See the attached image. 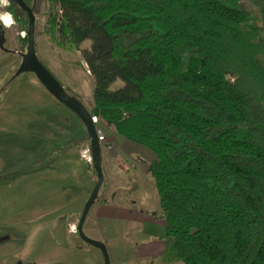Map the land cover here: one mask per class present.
Segmentation results:
<instances>
[{
  "label": "trees",
  "instance_id": "trees-1",
  "mask_svg": "<svg viewBox=\"0 0 264 264\" xmlns=\"http://www.w3.org/2000/svg\"><path fill=\"white\" fill-rule=\"evenodd\" d=\"M9 1L28 45L27 14ZM49 3L58 47L91 41L90 115L157 156L149 173L177 258L264 264V0Z\"/></svg>",
  "mask_w": 264,
  "mask_h": 264
},
{
  "label": "rangeland",
  "instance_id": "rangeland-1",
  "mask_svg": "<svg viewBox=\"0 0 264 264\" xmlns=\"http://www.w3.org/2000/svg\"><path fill=\"white\" fill-rule=\"evenodd\" d=\"M25 1L28 6L35 7L38 58L49 67L50 71H53L59 82V79H63L62 75L72 73L70 70L61 69L68 68L67 66L81 69L84 76L83 83L86 86V89H81V92L88 99L87 96L90 97L91 94L87 85L93 88L94 80L81 56V51L90 49L91 41L83 42L79 50L58 47L51 34L45 31L51 10L49 0ZM9 6L0 7V13L7 12ZM54 10L59 9L55 7ZM6 36L5 47L9 52L0 49V79L9 80L13 75L15 76L21 64L22 55L27 52V44L20 41V38L25 37V33L20 32L16 22L10 28H6ZM71 75L74 78L75 74ZM122 85L121 82H117L112 89L120 88ZM69 91L71 93V90ZM92 108L93 105L90 109ZM98 128L103 133V142H110L105 135L106 130L115 132V128L107 126L102 119ZM87 149H89L88 146H82L79 150L81 168L85 174L67 178L66 183L60 182V179L49 178L50 185L44 186L50 191L49 208L35 207V210H27V212L26 208L19 210L18 207L9 208L6 205L0 208V240L10 236L9 240L0 242V264H33V262L37 264H105L101 251L86 244L77 231L90 189L98 180L93 161L89 163L83 157ZM88 171L91 172V181ZM105 184L109 185L106 181ZM104 191L100 198L103 197ZM144 196L145 193L141 197ZM23 205L27 206L26 200ZM131 207L133 209L123 210L118 215L120 219L115 218L114 221L98 218L97 208L93 209L84 226L85 234L107 246L111 264H183L176 256L173 241L166 237V224L161 218L162 210L157 190L150 197L147 196L146 202L138 199L136 206ZM28 218L29 221H27ZM25 222L29 223L26 225ZM6 231L9 235L5 233ZM148 248L151 249L147 256L137 255L138 251ZM132 257L133 263H131Z\"/></svg>",
  "mask_w": 264,
  "mask_h": 264
},
{
  "label": "crops",
  "instance_id": "crops-1",
  "mask_svg": "<svg viewBox=\"0 0 264 264\" xmlns=\"http://www.w3.org/2000/svg\"><path fill=\"white\" fill-rule=\"evenodd\" d=\"M67 67L70 68L61 70H70L75 76L73 78L72 73L64 74L63 79H59L60 83L90 112L95 82L93 88L87 85L91 95L86 99L81 92V89H86L81 69ZM46 68L50 71L48 66ZM50 72L54 75L53 71ZM106 131L110 142H101L100 148L104 180L109 185L105 184V191L100 192L101 195L104 191L103 197L89 214L97 208L98 218L114 221L120 219L118 215L123 210L133 209L131 206H136L138 199L146 202L147 196L155 193V180L149 173V165L157 160V156L149 148L122 137L117 131ZM87 133L82 120L54 98L33 73L18 76L15 73L9 80L1 78L0 208L5 205L18 207L19 210L26 208V212L35 210V207L49 208L50 191L44 187L50 185L49 178L66 183L67 178L85 174L81 168L79 150L82 146L90 148ZM87 173L91 181V172ZM25 200L27 206L23 205ZM25 223L27 225L29 222ZM9 239L10 236L1 239V242ZM150 249L138 251L137 255L147 256Z\"/></svg>",
  "mask_w": 264,
  "mask_h": 264
},
{
  "label": "water",
  "instance_id": "water-1",
  "mask_svg": "<svg viewBox=\"0 0 264 264\" xmlns=\"http://www.w3.org/2000/svg\"><path fill=\"white\" fill-rule=\"evenodd\" d=\"M19 8L27 14L28 17V45L27 52L22 55L21 64L16 72V75L24 73H33L38 80L44 85V87L56 98L61 104L66 106L72 112H74L87 127L88 133L92 142V161L94 171L97 174V182L84 206L83 213L79 220L77 227L80 238L88 245L97 248L101 251L105 264H111L110 255L107 246L101 242L88 237L84 232V226L86 224L90 210L94 206L101 187L104 183V173L102 165L99 161L101 156L100 142L97 134L96 125L93 123L92 116L84 105L75 97L70 96L63 85L58 79L46 68V66L40 61L36 51V16L34 14L33 7L28 6L25 0H13ZM6 28L2 21H0V49L4 52H9L6 49Z\"/></svg>",
  "mask_w": 264,
  "mask_h": 264
},
{
  "label": "built area",
  "instance_id": "built-area-1",
  "mask_svg": "<svg viewBox=\"0 0 264 264\" xmlns=\"http://www.w3.org/2000/svg\"><path fill=\"white\" fill-rule=\"evenodd\" d=\"M61 13V11H60ZM93 119V123L96 125V127L99 125V122L101 120V118L97 117V116H93L92 117ZM97 134H98V138H99V142H103L104 141V136H103V133L101 132V130L99 128H97ZM92 153H91V150L90 148L87 149L85 152H84V155L83 157L89 162V163H92ZM75 230V228H73ZM73 230V231H74Z\"/></svg>",
  "mask_w": 264,
  "mask_h": 264
},
{
  "label": "clouds",
  "instance_id": "clouds-1",
  "mask_svg": "<svg viewBox=\"0 0 264 264\" xmlns=\"http://www.w3.org/2000/svg\"><path fill=\"white\" fill-rule=\"evenodd\" d=\"M9 6V0H0V7H7ZM0 21L3 22L5 27H10L15 21L12 18L11 13H0Z\"/></svg>",
  "mask_w": 264,
  "mask_h": 264
},
{
  "label": "bare ground",
  "instance_id": "bare-ground-1",
  "mask_svg": "<svg viewBox=\"0 0 264 264\" xmlns=\"http://www.w3.org/2000/svg\"><path fill=\"white\" fill-rule=\"evenodd\" d=\"M12 25H13V24H12ZM12 25H11V26H12ZM11 26H10V27H11ZM10 27H7V28H10Z\"/></svg>",
  "mask_w": 264,
  "mask_h": 264
}]
</instances>
